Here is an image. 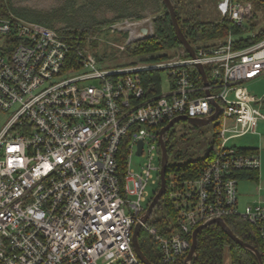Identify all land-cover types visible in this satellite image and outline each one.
Segmentation results:
<instances>
[{
	"label": "built area",
	"instance_id": "1",
	"mask_svg": "<svg viewBox=\"0 0 264 264\" xmlns=\"http://www.w3.org/2000/svg\"><path fill=\"white\" fill-rule=\"evenodd\" d=\"M217 11L237 25L251 15L234 0H219ZM103 30L124 38V48L151 37L153 23L124 18ZM232 42L228 34L194 48V59L181 48L110 68L53 28L0 16V264H144L133 247L137 223L154 247V260L140 247L152 264H192L186 258L194 229L226 217L255 229L264 264V188L258 183V196L242 210L238 204V182L259 169V151L227 147L232 138L255 134L264 120V95L245 86L264 76V38L242 49ZM197 63L206 85L199 73L197 79ZM213 103L215 157L196 178L171 176L173 214L162 227L152 214L142 223L153 197L148 186L159 181L160 130L176 117H210ZM133 156L144 157L138 170Z\"/></svg>",
	"mask_w": 264,
	"mask_h": 264
},
{
	"label": "trees",
	"instance_id": "2",
	"mask_svg": "<svg viewBox=\"0 0 264 264\" xmlns=\"http://www.w3.org/2000/svg\"><path fill=\"white\" fill-rule=\"evenodd\" d=\"M145 1H149L154 4V11H158L159 14L153 19V35L144 40L135 42V47L132 51L135 55H141L146 53L157 52L165 48H178L181 47L178 39L176 38L174 28L172 26L170 17L167 13L166 7L162 0H96L90 2L89 5L81 7L78 10L70 11L72 7L60 6L55 10L49 12L34 11V10H14L16 13L28 18L31 21L38 22L49 28L55 29L60 35L66 37L67 41L73 46L79 48V40L77 37H82L87 33H91L92 30L99 25L107 23L109 20L98 21L93 16V12L99 5H106L113 13L112 19H119L123 17L136 16L139 17L140 13L137 9L138 6H143ZM241 3L250 4L252 8L264 9V0H234ZM178 24L182 33L187 41L197 49L200 46H213L222 42L228 34L232 35L233 47L235 49H242L262 40L264 38V24L255 33L252 32L254 24L249 20L253 13L248 16L245 23L242 25L234 24L227 15L220 16L214 20H201L197 18V14L191 9V0H171ZM6 7L0 4V15H5ZM55 22H63V27L55 28ZM220 41V42H218ZM187 57V53L185 54ZM164 56H155L150 60L158 59ZM198 81L199 75L197 70H194ZM150 79H157L156 73L148 75ZM169 132L164 135L165 145L167 147L168 158L172 151V146L167 139ZM218 132H216L211 145L202 157L196 160H190L182 164L167 165L166 173V191L161 197L160 201L156 205V209H165L166 213L158 216L154 219L156 227H162L165 223V217L173 214V207L168 200V193L171 188V176L176 181L184 179L196 178L201 170L206 167L215 157L216 148L218 146ZM242 148L244 153H248L252 148ZM126 155L125 146L122 145L119 158L118 173L120 182L123 183L124 169L122 162ZM176 159H181L180 154L174 155ZM247 175L250 178H258V170L252 169L248 172H244L243 175ZM242 175V174H240ZM160 182L158 181L157 188L153 193V196L159 188ZM152 199V198H151ZM154 211V210H153ZM152 211V213H153ZM151 213V214H152ZM228 228L242 241L250 244L256 248L260 254H262L259 239L256 235L255 229L249 225L246 221L238 217H226L223 219ZM143 232H139L138 240ZM140 241V240H139ZM140 244V243H139ZM141 247V244H140ZM142 248V247H141ZM228 254L230 258V264H258L255 255L230 240L223 230L215 225H209L203 229L197 236L196 255L192 260V264H223L225 254Z\"/></svg>",
	"mask_w": 264,
	"mask_h": 264
},
{
	"label": "rangeland",
	"instance_id": "3",
	"mask_svg": "<svg viewBox=\"0 0 264 264\" xmlns=\"http://www.w3.org/2000/svg\"><path fill=\"white\" fill-rule=\"evenodd\" d=\"M96 0H0V4L6 7L5 15L0 16H18L29 20L28 18L16 13L14 10H34L49 12L59 8L60 6H65L67 8L72 7L70 11L74 12L81 7L89 5L90 2ZM192 5L190 6L192 10L197 14V18L201 20H214L219 18L221 15L217 11V3L219 0H191ZM143 6H138L140 16H129L119 19H112L114 13L106 6L99 5L93 12V16L96 20H109L107 23L99 25L94 28L91 33H87L82 37H77L79 40V48L89 51L95 55V57L103 64L105 67L115 68V67H125L130 64L139 63L141 61L150 60L152 57L164 56L155 60H160L167 56H174L178 48H165L163 50L146 53L141 55H135L132 53L135 43L126 45L124 38L114 37L112 34H106L103 30L108 24L115 22L124 18H150L152 23L153 19L159 14L158 11H154V4L149 1H145ZM245 6L251 9L254 16L249 20L254 24L252 32L248 34L255 33L264 24V9L252 8L250 4L244 3ZM69 6V7H68ZM55 28L63 27V22H55ZM220 42V41H218ZM194 47L196 45H193ZM245 86L249 92L257 96L264 95V76L251 82L245 83ZM168 88L167 83L162 80V90L166 91ZM264 114V107L261 109ZM218 122L212 121L211 123L194 127L190 123L179 120L173 124L169 130V135L167 139L169 140L172 151L168 158V165L182 164L190 160H196L207 151L208 147L211 145L216 132H218ZM227 147H237V148H256L259 151L260 165L258 169V178L253 179H243L238 182L239 196V209H243L244 205L251 200L255 199L258 194L256 192V186L259 183L261 187L264 188V120H261L257 127L255 134H246L238 138H232L228 141ZM180 154L181 159H176L174 155ZM144 157H132V167L135 170L139 169V166L143 163ZM157 188L156 185L149 184L148 191L150 196H153L154 191ZM166 213L163 207L161 210L154 208L151 215V220H154L158 216ZM139 243L147 257L154 260V257L150 251H153L152 244L148 236L143 232L139 238ZM230 264V258L228 254H225L224 263Z\"/></svg>",
	"mask_w": 264,
	"mask_h": 264
},
{
	"label": "water",
	"instance_id": "4",
	"mask_svg": "<svg viewBox=\"0 0 264 264\" xmlns=\"http://www.w3.org/2000/svg\"><path fill=\"white\" fill-rule=\"evenodd\" d=\"M162 2L164 3V6L166 7L167 13L170 17L172 26L174 28L176 38L178 39L181 47L184 49V51L187 53V55L190 58L194 59L195 58L194 48L187 41V39L185 38L184 34L182 33V31L180 29V26H179L178 21H177L176 13H175V10H174V7H173L171 0H162ZM142 32L146 33L145 30H142ZM196 69H197L198 73L200 74L203 83L206 85V75H205L203 66L201 64L197 63ZM206 94H209L208 91H206ZM213 106L215 107V113H213L210 117H208L206 119L187 118L185 116H180V117H176L173 120H171L165 127H163L160 130V132H159V146H160V151H161L160 170H159V182H160V184H159V188H158L157 192L152 197V199H151V201H150V203H149V205L145 211L144 216L141 218L142 223L147 221V219L151 215L152 211L156 207L157 203L160 201L161 197L164 195V193L166 191V173H167V165H168V154H167V147H166L165 141H164L165 133L173 126V124L175 122H177L179 120H185L186 119L188 121V123H190L194 127L205 126V125L211 123L218 116V105L216 103H213ZM141 148H142V142L139 141L137 154L141 153ZM212 224L219 226L223 230V232L227 235V237L230 240H232L235 244L239 245L240 247H242L244 249L251 251L255 255L258 264H263L259 251L256 248H254L253 246H251L250 244L242 241L239 237H237L228 228V226L226 225V223L222 219L209 220L208 222L201 224L194 229V231L192 233V237H191V248H190V251L187 255L186 261H189V262L192 261L196 255V245H197L198 234L203 229H205L206 227H208L209 225H212ZM139 231H140V223H137L135 228H134V233H133L134 250H135L138 258L144 264H152L147 259V257L144 255L142 250L140 249L139 240H138Z\"/></svg>",
	"mask_w": 264,
	"mask_h": 264
},
{
	"label": "flooded vegetation",
	"instance_id": "5",
	"mask_svg": "<svg viewBox=\"0 0 264 264\" xmlns=\"http://www.w3.org/2000/svg\"><path fill=\"white\" fill-rule=\"evenodd\" d=\"M183 121H186V122H188L186 119L185 120H183ZM170 130V129H169ZM169 130L167 131V132H169ZM166 134V133H165Z\"/></svg>",
	"mask_w": 264,
	"mask_h": 264
}]
</instances>
